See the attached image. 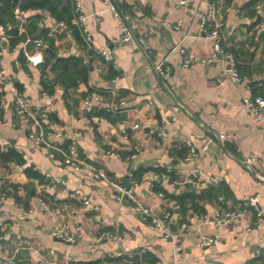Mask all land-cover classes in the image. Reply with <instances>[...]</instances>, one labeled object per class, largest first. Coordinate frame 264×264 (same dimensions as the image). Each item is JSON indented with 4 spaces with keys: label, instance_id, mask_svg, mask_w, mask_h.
I'll list each match as a JSON object with an SVG mask.
<instances>
[{
    "label": "crops",
    "instance_id": "0c3cea01",
    "mask_svg": "<svg viewBox=\"0 0 264 264\" xmlns=\"http://www.w3.org/2000/svg\"><path fill=\"white\" fill-rule=\"evenodd\" d=\"M180 1L82 0L81 12L88 17L94 50L111 51L119 71L99 56L86 65L87 50L74 36H47L48 30L39 27L41 20L49 15L57 22L47 11L23 10L27 13V24L21 33L19 22L13 20L12 26H7L13 39L7 48L0 50V65L15 76V84L36 104L55 110L51 120L76 139L79 150L86 152L88 160L96 166L107 170L125 186L136 179L134 173H141L136 180L142 203L158 216L165 206L172 217L160 216L170 231L166 237L150 222L140 220L130 205L120 203L105 183L73 171L57 151L32 144L12 95L5 91L3 96L10 109L7 113L0 111V149L27 155L30 166L4 164L0 159V185L11 196L0 205V264H11L9 260L13 257L17 258V264H44L29 251L19 249L18 236L41 245L45 255L53 249L57 253L50 259L54 264L99 261L115 264L110 261L114 259L127 264L136 253L144 252L155 257V264H264L260 260L264 254V123L257 122L243 103L251 94L264 96V0L258 3L260 10L256 8L258 4L252 8L255 17L245 9L249 0H193L187 6L180 5ZM211 5L225 10L222 46L234 56L240 74L252 84L251 94L224 75L227 64L216 56L214 41L203 34L201 20ZM114 6L130 16L129 24L136 35H149V56L135 42L121 43L122 30L112 14ZM36 15L37 29L33 30L32 18ZM180 21L182 25L175 28ZM16 39L19 43L11 45ZM34 39H44L45 58L52 48L59 57L80 58L88 68V81L67 92L60 86H56L53 95L44 92L42 81H52L56 76L51 68L45 67V62L35 69L29 66L24 50L33 46ZM71 46L74 52L61 53ZM181 48L213 62L184 68ZM164 58L169 60L172 75L168 87L158 90L153 66ZM23 69L27 70V76L19 80ZM95 94L101 100L85 108L83 100ZM122 101L125 105L120 104ZM151 101L153 106L149 105ZM176 103L181 104V110H173ZM113 104L118 105L111 110ZM100 111L111 115L101 117L96 114ZM86 119L94 123L95 131L88 128ZM137 123L141 129L132 130V125ZM126 128H129L128 140L121 136ZM150 131L155 133L151 135ZM157 134L165 136L167 141ZM219 134L227 137L222 143L201 154L195 163L184 161L187 142L201 148L208 139L217 141ZM136 143H141L142 151L135 160L127 161ZM248 157L256 161L253 170L246 172L242 163ZM36 166L66 182L48 193L43 201L39 200V183L43 177L42 180L30 178L25 172L27 167ZM168 170L175 184L159 181L156 188L164 193L163 204L156 191L150 189L149 176L157 172L166 174ZM193 172L199 173L207 183L202 195L196 193L194 185L185 184ZM15 186L19 188L18 194L14 193ZM189 189L196 198L186 200L187 211L178 213L174 198L188 194ZM76 191L81 195H76ZM254 196L259 198L262 218L250 212L240 222L222 228L195 219L196 214L202 213L211 221L215 211L235 210ZM84 197L100 206V211L85 207ZM183 222L199 225L202 235L214 239L213 244L200 247V234L182 230ZM60 223L79 229L80 240L70 245L55 239L51 232ZM170 224L176 225V232L170 230ZM103 231L129 233L130 238L98 243L96 236Z\"/></svg>",
    "mask_w": 264,
    "mask_h": 264
},
{
    "label": "built area",
    "instance_id": "2783aa9c",
    "mask_svg": "<svg viewBox=\"0 0 264 264\" xmlns=\"http://www.w3.org/2000/svg\"><path fill=\"white\" fill-rule=\"evenodd\" d=\"M193 0H181L180 5L187 6ZM82 0H73V14L74 17L71 22V26L67 25L65 22H56L51 16L44 17L39 27L41 29L48 30L47 36L49 37H68L73 38L74 28H77L81 34L83 40V46L87 50V55L84 60L85 64L88 65L94 56L101 57L107 64H112L115 71H119L117 65L114 63L113 54L108 50H94L93 36L88 29V17L85 16L82 10ZM258 10L261 9V5L256 6ZM224 12L225 10L221 7H215L213 5L209 6L207 14L201 20V27L203 34L206 38L214 41V51L215 54L222 62L227 64V68L224 70V75L230 76L234 83L240 86H244L247 92L252 93V88L250 82H248L247 77L242 76L237 68L236 59L234 56L227 52L222 46V33L225 27L224 22ZM13 20L19 22L20 33L24 30L27 24V13L23 11L18 4L13 10ZM112 14L114 19L120 24L122 30L121 43L129 44L135 42L138 44L140 49L144 51L146 55L151 54V47L149 43V35L142 34L140 36L136 35L132 27L130 26V16L120 10L115 6L112 7ZM182 22H178L175 28H179ZM9 28L6 25L0 24V50L7 48L9 40L13 39V36L9 34ZM46 48V43L44 39H34L33 46L31 48H25L24 57L28 61V64L33 69L38 68L45 62V56L43 49ZM74 47L71 46L67 50H62V54L74 52ZM179 53L182 57V67L192 68L198 63L204 65H209L213 61L199 58L195 54H188L185 49L181 48ZM18 67L21 63H17ZM100 71V72H99ZM101 73V70H98ZM153 74L158 85V90H162L168 87L169 81L172 75V67L169 63L168 58L162 59L160 62L155 63L153 66ZM15 76L10 74L7 68L0 65V111L3 113L9 112L10 106L8 102L4 99L3 92H8L12 95L13 102L21 114V124L27 132L28 140L40 148H45L49 151H57L63 157L64 164L70 167L73 171L83 174L84 176L90 177L92 180L98 183H105L115 194L116 199L120 203H127L131 206L132 211L138 216V218L144 222H150L155 227L163 231L166 237L170 236V231L166 225H164L160 216L165 219H170L172 214L167 211L165 206L160 216L154 214L149 207H146L140 197L138 196L137 189L139 187V182L133 180L130 186L123 185L114 175L109 173L107 170L99 168L94 163L88 160V155L84 151H80L77 145L76 139L65 132L60 126L51 120L52 115L55 110L52 107H44L36 104L28 95L20 91L15 84ZM101 96L95 94L91 97H86L83 100V106L85 108H90L93 102H99ZM243 103L248 111L252 114L254 119L259 123H264V96L260 95H250L243 99ZM121 105H125V102H121ZM118 104H113L110 109H116ZM150 106L154 105V102H149ZM182 109L181 104L176 103L173 106L174 111H179ZM86 125L92 131H95L94 123L86 119ZM140 124H133L132 130L141 129ZM128 129H123L121 131V136L123 139L128 140L130 138L128 134ZM155 132L150 131L153 135ZM163 141H167L165 136L162 134H157ZM225 134H219L217 136V141L214 139H208L201 148H196L192 142H187L185 145L187 147L188 154L184 158L185 162L195 163L198 161L201 154L208 152L212 147L216 146L218 143H222L226 139ZM1 139V137H0ZM66 144V147H64ZM132 154L127 156V161L135 160L142 151L141 143H136L132 146ZM23 161L26 165H29L28 157L22 154ZM114 154V153H111ZM254 157H248L243 160V166L246 172L252 171L253 165L255 163ZM30 166V165H29ZM36 172L41 174L43 177V182L39 183V200L43 201V198L48 193H52L56 190L59 185H66V182L59 177L52 176L47 170L42 167H33ZM170 170L166 174L151 173L150 174V184L151 190H154L155 183L162 181L164 184H175L170 177ZM186 183H190L196 187V193L201 194L202 189L207 186V183L202 181L199 173L193 172ZM76 195H81L80 191L75 192ZM10 193L8 190L4 189L0 185V205L5 203L10 199ZM156 197L159 198L163 204H165L164 193H156ZM56 200L53 198V203ZM83 205L90 208L93 212H99L100 206L91 203L89 199L83 198ZM256 213L257 218H262L263 210L259 201L258 196L251 197L245 202L243 206L235 210L228 211H215L211 221L208 216L196 214L195 219L199 222L209 223L212 222L218 228L227 227L236 222H240L250 213ZM182 230H189L200 234L199 245L202 248L208 247L213 244L214 239L209 236L201 234L199 225L191 222H183L181 224ZM250 231V229L248 230ZM52 236L67 244H75L80 238L79 229H71L67 223H60L53 227ZM130 238L129 233H114L109 231L100 232L96 236V241L101 243L103 241L111 240L114 242H120L124 239ZM17 239L20 241V250H26L31 253V255L40 258L44 264H54L50 259L56 256V252L53 249H49L48 253L45 255L41 251V245L31 243L29 239H23L18 236ZM264 249V246L262 247ZM11 264H17V258L13 257L9 260ZM213 264V263H211Z\"/></svg>",
    "mask_w": 264,
    "mask_h": 264
},
{
    "label": "trees",
    "instance_id": "16d2710c",
    "mask_svg": "<svg viewBox=\"0 0 264 264\" xmlns=\"http://www.w3.org/2000/svg\"><path fill=\"white\" fill-rule=\"evenodd\" d=\"M262 1L263 0H249V2H247L245 9L250 11V14H251L250 16L252 17L256 16L255 15L256 12L252 11V8H254L258 3ZM18 4L20 5L22 10L32 9V10L47 11L57 20V22H65L69 26H71V22L74 17L73 0H0V24L6 25L8 27L12 26L13 24V14L12 13H13L14 8ZM37 19H38L37 15L32 18L31 27L33 30L37 29L36 27ZM74 37L76 38L77 42L83 45L81 34L77 28H74ZM19 41L20 40L18 39L13 40L11 45H16L17 43H19ZM45 67L51 68V71L56 76L55 79L52 81L50 80L42 81L43 90L44 92H47L48 95H53V93L55 92L56 86H60L63 89V91L67 92L70 89L78 88L81 83H86L88 81V68L83 64V61L80 58L59 57L57 56L53 48L46 55ZM250 85L252 88V84ZM16 87L20 91H22L21 88L18 86V84H16ZM96 114H98L101 117H105V118H109L111 115L110 112H107V111H100V112H97ZM88 118L92 119L91 116H88ZM0 159L2 163L4 164L15 163L18 166L26 165L25 162L23 161L22 155L13 149L7 152H2V150L0 149ZM25 172L30 178H39L42 180V176L38 174V172H36L33 167H27ZM159 174H163V173L159 172ZM140 176H141V173H138V172L134 173V178L137 179ZM158 183L159 182L155 183L154 185V190L156 191V193H158L159 191V190L158 191L156 190ZM13 190H14V193L18 194L19 188L17 186L13 187ZM192 192L193 190L189 189L188 194L186 193V194H183V195H180L174 198L175 204L178 207V210H177L178 213L179 212L184 213L187 211L185 209L186 200L194 201L196 197H195V194H193ZM202 193L203 192H201V194L199 195H202ZM260 260L264 261V254L260 257ZM110 261H112L115 264H126L121 259H114ZM156 262L157 260L155 259V257H153L152 254L144 252L141 255L136 253L134 258L131 259L129 262H127V264H145V263L155 264ZM101 263L102 262L99 261L94 264H101Z\"/></svg>",
    "mask_w": 264,
    "mask_h": 264
},
{
    "label": "rangeland",
    "instance_id": "374dc122",
    "mask_svg": "<svg viewBox=\"0 0 264 264\" xmlns=\"http://www.w3.org/2000/svg\"><path fill=\"white\" fill-rule=\"evenodd\" d=\"M20 56H21V54H20ZM26 76H27V70L26 69H23V71L21 72V74L18 76V79L21 80L22 77H26ZM32 100L34 101V99H32Z\"/></svg>",
    "mask_w": 264,
    "mask_h": 264
},
{
    "label": "water",
    "instance_id": "95a60500",
    "mask_svg": "<svg viewBox=\"0 0 264 264\" xmlns=\"http://www.w3.org/2000/svg\"><path fill=\"white\" fill-rule=\"evenodd\" d=\"M6 186H8V185L6 184ZM33 192H34V190H33ZM170 230L172 232H176V225L175 224H170Z\"/></svg>",
    "mask_w": 264,
    "mask_h": 264
}]
</instances>
